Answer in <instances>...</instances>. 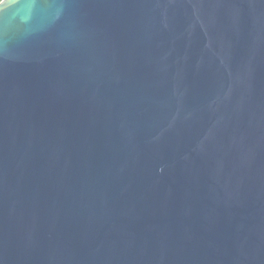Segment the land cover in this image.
<instances>
[{
    "label": "water",
    "instance_id": "95a60500",
    "mask_svg": "<svg viewBox=\"0 0 264 264\" xmlns=\"http://www.w3.org/2000/svg\"><path fill=\"white\" fill-rule=\"evenodd\" d=\"M0 264H264V0H0Z\"/></svg>",
    "mask_w": 264,
    "mask_h": 264
}]
</instances>
